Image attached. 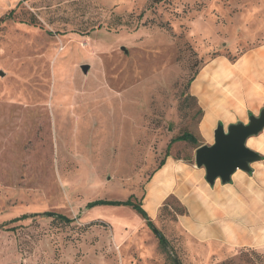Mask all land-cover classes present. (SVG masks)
I'll use <instances>...</instances> for the list:
<instances>
[{
    "label": "rangeland",
    "instance_id": "rangeland-1",
    "mask_svg": "<svg viewBox=\"0 0 264 264\" xmlns=\"http://www.w3.org/2000/svg\"><path fill=\"white\" fill-rule=\"evenodd\" d=\"M156 1L0 0V19L13 11L0 20V224L41 214L0 229V264H264V244L233 249L185 233L174 194L151 219L168 252L134 210L115 204L133 196L148 210L162 161L195 166L191 144L165 154L185 131L213 144L194 95L201 69L209 90L237 103L247 93L234 70L264 44V0ZM263 108L220 123L246 124ZM246 145L262 160L219 192L233 199L229 223L263 242L264 129Z\"/></svg>",
    "mask_w": 264,
    "mask_h": 264
},
{
    "label": "crops",
    "instance_id": "crops-1",
    "mask_svg": "<svg viewBox=\"0 0 264 264\" xmlns=\"http://www.w3.org/2000/svg\"><path fill=\"white\" fill-rule=\"evenodd\" d=\"M237 65L239 67H236L234 71L244 74L245 78L244 76L242 78L243 82L245 80L247 93L244 98L241 96L238 102L236 100L237 103H234L227 95V91L223 92L221 87L214 92L208 89L212 85L210 82L212 80L207 76L208 66L201 69L195 81L200 85L199 92H194V95L204 112L200 123V130L204 138L209 139L211 132L213 134L215 122L219 121L220 123L223 118L230 121L231 114L241 115L246 108L254 109L264 105V44L244 53ZM223 66L224 64L221 68ZM219 79L222 81L219 80L217 83L222 86L226 76H221ZM208 82L210 84L206 85ZM238 95L239 91L236 96L238 97ZM231 105H234L233 112H229V110L227 112V107ZM247 114L252 113L247 112ZM236 122H240V120H236ZM236 172L232 175L230 183L223 185L217 180L213 186H209L205 182L203 169L167 159L153 173L148 183L145 199L151 195V206L147 210L141 204L142 208L151 220L152 217L158 215L159 207L166 196L174 194L187 212L179 217V226L196 241L222 244L233 249L261 248L264 241H261L259 231L254 236H249L250 231L243 229L242 226L235 229L233 223L228 221L233 199L231 203H228V198L221 196L219 191L228 189L230 186H232L231 188L239 187V184L234 182ZM178 178L181 179L180 182Z\"/></svg>",
    "mask_w": 264,
    "mask_h": 264
},
{
    "label": "water",
    "instance_id": "water-1",
    "mask_svg": "<svg viewBox=\"0 0 264 264\" xmlns=\"http://www.w3.org/2000/svg\"><path fill=\"white\" fill-rule=\"evenodd\" d=\"M86 73L88 65L82 66ZM1 74V73H0ZM264 129V108L257 116L248 115V123L237 122L227 126L218 123L213 131V144H203L195 150L194 165L204 170V179L209 186L218 180L228 184L236 171L251 172L250 165L262 160L261 155L247 147V140L260 134ZM48 217H62L55 213H47ZM158 238V230L151 227Z\"/></svg>",
    "mask_w": 264,
    "mask_h": 264
},
{
    "label": "trees",
    "instance_id": "trees-1",
    "mask_svg": "<svg viewBox=\"0 0 264 264\" xmlns=\"http://www.w3.org/2000/svg\"><path fill=\"white\" fill-rule=\"evenodd\" d=\"M160 1L161 0H157L156 2H160ZM12 15H13V11H10L3 18H1L0 20L11 19ZM28 23L34 25L35 24V19L32 18L31 20L28 21ZM189 97L195 99L192 96H189ZM176 142H186L188 144H191L195 148V150L202 145L200 143V140L196 136H194L192 133H190L188 131H185L182 134L171 138V140L169 141V143L167 145V148H166V154H165L166 157H169L170 146L173 143H176ZM163 163H164V161H162L159 164V168L163 165ZM98 204H101V202L98 201V202L88 203L86 205V208H92V207H94L95 205H98ZM115 204L116 205H122V206L130 207L132 210H134L139 215V217L142 220L145 221V223H146V225L148 227H150V228L153 227L152 221L148 217V215L145 212V210L142 208L141 203L140 202H136L134 200L133 196H130L126 201L115 202ZM164 207H167V202L164 203ZM186 213H187L186 209L183 206L181 208L177 209V210L176 209L173 210V214L176 215V216H182V215H185ZM38 216H41V214L33 213V214L21 215L20 217H17L15 219L10 220L9 222L0 224V229H3L9 223H14V222H17V221H22V220H25V219L34 218V217H38ZM58 220L59 221H68L67 219L62 218V217H59ZM159 234H160V236L158 237L159 247L164 252H168L170 250L169 242L160 232H159ZM171 264H181V263H180V261L177 258L171 257Z\"/></svg>",
    "mask_w": 264,
    "mask_h": 264
}]
</instances>
